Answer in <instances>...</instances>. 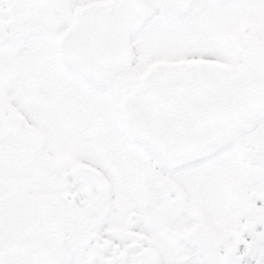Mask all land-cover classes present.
<instances>
[{
    "label": "snow or ice",
    "instance_id": "1",
    "mask_svg": "<svg viewBox=\"0 0 264 264\" xmlns=\"http://www.w3.org/2000/svg\"><path fill=\"white\" fill-rule=\"evenodd\" d=\"M0 264H264V0H0Z\"/></svg>",
    "mask_w": 264,
    "mask_h": 264
}]
</instances>
